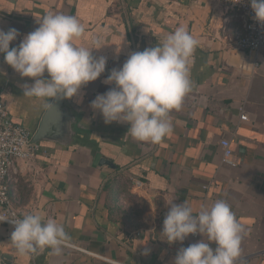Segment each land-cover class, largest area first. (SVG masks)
I'll use <instances>...</instances> for the list:
<instances>
[{
    "label": "crops",
    "instance_id": "1",
    "mask_svg": "<svg viewBox=\"0 0 264 264\" xmlns=\"http://www.w3.org/2000/svg\"><path fill=\"white\" fill-rule=\"evenodd\" d=\"M49 13L75 16L85 27L78 46L101 48L93 55L107 64L80 97L63 99L53 117L58 130L34 142L47 109L23 95L32 78L21 77L0 54L1 97L37 146L34 158L16 163L17 173L32 180L17 185L14 207L22 218L55 220L81 250L21 255L12 230L0 223V253L12 264H174L184 246L169 244L162 233L170 204L186 202L197 214L225 201L244 228L236 264H264V53L234 46L241 28L223 21L218 0H0V29L20 33L10 48ZM178 28L198 45L189 59L192 89L170 113L171 134L152 144L131 137L126 123L105 124L90 103L114 87L103 83L110 71ZM223 139L235 165L223 158ZM202 239L216 247L199 233L187 247Z\"/></svg>",
    "mask_w": 264,
    "mask_h": 264
},
{
    "label": "clouds",
    "instance_id": "2",
    "mask_svg": "<svg viewBox=\"0 0 264 264\" xmlns=\"http://www.w3.org/2000/svg\"><path fill=\"white\" fill-rule=\"evenodd\" d=\"M250 6L254 18L264 24V0H250ZM84 34L85 27L75 16L49 13L16 47L10 48V44L20 35L18 30L0 29V54L21 77L32 78L33 83L23 86V95L40 99L44 108L52 109L56 108L55 100L80 97L82 87L105 72L107 58L93 55V49L101 48L78 46ZM197 45L191 34L178 28L162 43L129 53L123 65L112 69L103 81L114 87L98 94L90 107L102 115L105 124L130 125L127 133L134 139L160 143L172 132L171 111L180 108L192 89L189 59ZM5 220L9 218L0 219V223ZM9 222L14 225L11 242L21 255L43 248L60 255L69 239L62 225L53 219L43 222L37 214L11 218ZM243 232L225 201L202 206L197 214L186 202L171 203L162 230L169 244L199 233L216 245L213 248L202 239L182 247L174 264H236Z\"/></svg>",
    "mask_w": 264,
    "mask_h": 264
},
{
    "label": "built area",
    "instance_id": "3",
    "mask_svg": "<svg viewBox=\"0 0 264 264\" xmlns=\"http://www.w3.org/2000/svg\"><path fill=\"white\" fill-rule=\"evenodd\" d=\"M223 9L224 22H230L234 15L241 17V30L234 38V46L248 54L264 53V24L258 22L250 6V0H218ZM241 120H246V114L240 115ZM225 162L230 165L235 163L230 159L233 154L230 142L223 139L220 142ZM37 151L36 144L31 140L30 133L21 125L12 121L0 94V219H8L2 222L14 231V225L10 219H22L18 210L14 208L10 196L12 181L17 174L16 163L19 160L34 158ZM197 234H190L183 242L185 248L187 241ZM63 247L81 250L73 243L66 242ZM37 249V251L44 250ZM36 251V252H37ZM35 252V253H36ZM35 253H30L34 255Z\"/></svg>",
    "mask_w": 264,
    "mask_h": 264
},
{
    "label": "water",
    "instance_id": "4",
    "mask_svg": "<svg viewBox=\"0 0 264 264\" xmlns=\"http://www.w3.org/2000/svg\"><path fill=\"white\" fill-rule=\"evenodd\" d=\"M56 108L47 109L41 119L38 129L33 135V141L37 142L41 139V136L46 132H55L58 130L56 123L53 120L55 112L62 108L63 99L53 101ZM0 264H12L11 257L7 254L0 253Z\"/></svg>",
    "mask_w": 264,
    "mask_h": 264
},
{
    "label": "rangeland",
    "instance_id": "5",
    "mask_svg": "<svg viewBox=\"0 0 264 264\" xmlns=\"http://www.w3.org/2000/svg\"><path fill=\"white\" fill-rule=\"evenodd\" d=\"M231 20L234 21V22H236L240 26V28H241V17H240L239 14L238 15L237 14L234 15L231 18ZM21 180H25V181L27 180V181H29V180H32V179H31V177H27V176H20L19 173H17L15 175V178L12 181L11 190H10V196H11V200H12L13 206H17L20 203V200L19 199H17V198L15 199L14 192L16 190L17 185L21 182Z\"/></svg>",
    "mask_w": 264,
    "mask_h": 264
}]
</instances>
